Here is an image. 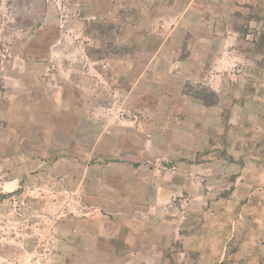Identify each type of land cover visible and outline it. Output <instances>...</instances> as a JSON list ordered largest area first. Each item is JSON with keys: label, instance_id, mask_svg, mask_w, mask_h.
Instances as JSON below:
<instances>
[{"label": "rangeland", "instance_id": "374dc122", "mask_svg": "<svg viewBox=\"0 0 264 264\" xmlns=\"http://www.w3.org/2000/svg\"><path fill=\"white\" fill-rule=\"evenodd\" d=\"M0 264H264V0H0Z\"/></svg>", "mask_w": 264, "mask_h": 264}]
</instances>
